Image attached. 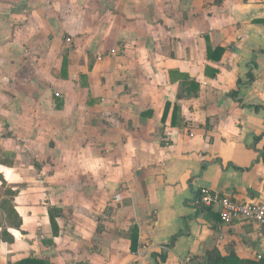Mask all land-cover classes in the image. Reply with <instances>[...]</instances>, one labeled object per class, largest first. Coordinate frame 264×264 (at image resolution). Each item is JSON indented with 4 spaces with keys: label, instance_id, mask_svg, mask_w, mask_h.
I'll return each instance as SVG.
<instances>
[{
    "label": "crops",
    "instance_id": "crops-1",
    "mask_svg": "<svg viewBox=\"0 0 264 264\" xmlns=\"http://www.w3.org/2000/svg\"><path fill=\"white\" fill-rule=\"evenodd\" d=\"M261 20L264 0H0V264L260 260L254 225L199 201L264 204Z\"/></svg>",
    "mask_w": 264,
    "mask_h": 264
},
{
    "label": "built area",
    "instance_id": "built-area-1",
    "mask_svg": "<svg viewBox=\"0 0 264 264\" xmlns=\"http://www.w3.org/2000/svg\"><path fill=\"white\" fill-rule=\"evenodd\" d=\"M200 204L208 208L219 205L222 208L221 220L227 224L250 223L256 227L259 236L264 239V204L254 200L239 201L231 197H222L209 189H203ZM259 255L258 259H262Z\"/></svg>",
    "mask_w": 264,
    "mask_h": 264
},
{
    "label": "trees",
    "instance_id": "trees-1",
    "mask_svg": "<svg viewBox=\"0 0 264 264\" xmlns=\"http://www.w3.org/2000/svg\"><path fill=\"white\" fill-rule=\"evenodd\" d=\"M260 23H264V20H261ZM222 51V50H220ZM256 77L254 76V74L252 73V71H250L247 74L246 79H242L240 78L238 80V90L233 91L230 93V96L233 99H237L239 96V91H240V86H246V85H251L254 81H255ZM238 102L242 103L241 100H238ZM245 107V105H243ZM255 112H260V111H264V107L263 106H253ZM264 138V133L261 134L258 137L254 138V141L256 144H259ZM262 154V161L264 162V147L263 150L261 151ZM236 170L238 171H243L245 170L244 168H237L235 167ZM37 264H45L42 263L40 261L36 262ZM206 264H264V257H262V259L255 261V260H248V259H241L239 258L235 253H231L229 256H222L217 250H214L212 252H209L207 254V259H206Z\"/></svg>",
    "mask_w": 264,
    "mask_h": 264
},
{
    "label": "water",
    "instance_id": "water-1",
    "mask_svg": "<svg viewBox=\"0 0 264 264\" xmlns=\"http://www.w3.org/2000/svg\"><path fill=\"white\" fill-rule=\"evenodd\" d=\"M262 256L264 257V253L262 254Z\"/></svg>",
    "mask_w": 264,
    "mask_h": 264
}]
</instances>
